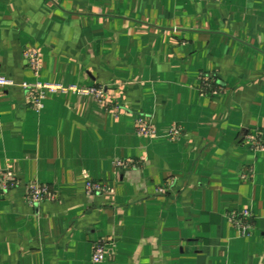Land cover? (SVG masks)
Here are the masks:
<instances>
[{
	"label": "crops",
	"instance_id": "crops-1",
	"mask_svg": "<svg viewBox=\"0 0 264 264\" xmlns=\"http://www.w3.org/2000/svg\"><path fill=\"white\" fill-rule=\"evenodd\" d=\"M0 74L104 89L48 92L37 111L0 86V169L19 178L0 194V264H264V0H0ZM30 182L55 198L29 203ZM236 209L254 213L249 234Z\"/></svg>",
	"mask_w": 264,
	"mask_h": 264
},
{
	"label": "built area",
	"instance_id": "built-area-1",
	"mask_svg": "<svg viewBox=\"0 0 264 264\" xmlns=\"http://www.w3.org/2000/svg\"><path fill=\"white\" fill-rule=\"evenodd\" d=\"M28 65L37 74L40 63V53L36 48L27 47L24 51ZM201 90L206 93L213 87L214 78L202 75ZM0 86L12 87L21 86L28 92L27 102L32 108L41 111L44 107V99L48 92H58L73 90L80 94H94L97 98L102 99L104 96V89L100 87L78 88L77 86L65 87L59 84H51L46 82H37L29 84L27 82L18 83L14 79L0 74ZM136 130L139 135L155 137L158 135V130L152 116H140L136 119ZM184 128L181 124L175 123L171 126L167 137L171 141H175L183 134ZM253 139V147L256 150H264V138L255 136ZM139 161L135 159L118 158L115 160V165L119 169L128 168L138 165ZM19 184V178L11 169H0V194H6L8 191L14 189ZM86 192L88 194L107 192V185L104 182L92 179L86 176ZM55 194L51 186L40 185L37 182H30L26 186V199L31 204H40L46 200H52ZM230 219L234 226L242 233L249 234L254 225V213L249 209H236L230 212ZM107 241L97 240L95 242L93 261L101 262L105 259Z\"/></svg>",
	"mask_w": 264,
	"mask_h": 264
}]
</instances>
